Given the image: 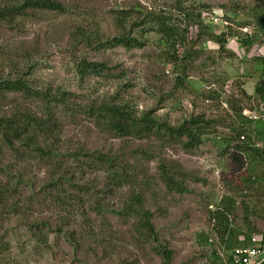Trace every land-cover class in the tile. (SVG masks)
I'll return each mask as SVG.
<instances>
[{
  "label": "rangeland",
  "instance_id": "obj_1",
  "mask_svg": "<svg viewBox=\"0 0 264 264\" xmlns=\"http://www.w3.org/2000/svg\"><path fill=\"white\" fill-rule=\"evenodd\" d=\"M23 1L0 0V76L47 98L1 91L0 117L53 116L54 127L32 144L0 135V264H165L163 248L168 264H230L224 245L264 236V0H56L64 11L15 13ZM122 9L186 32L137 27L142 47H106ZM81 60L107 68L85 76ZM101 104L159 128L121 133ZM199 116L196 145L164 129Z\"/></svg>",
  "mask_w": 264,
  "mask_h": 264
},
{
  "label": "trees",
  "instance_id": "obj_2",
  "mask_svg": "<svg viewBox=\"0 0 264 264\" xmlns=\"http://www.w3.org/2000/svg\"><path fill=\"white\" fill-rule=\"evenodd\" d=\"M179 12L178 14L184 15V18L186 19H192V17H188V13H184L181 5H177ZM26 8H38V9H47V10H58V11H64L65 7L56 0H24L20 6L13 8V11L15 13H20L22 9ZM135 12H137V9H135ZM116 20L118 22V26L120 27V33H117V35L105 40L103 45L106 47H115V46H122L126 49L134 48V47H142L144 45V41L140 38H138L136 35L132 34V30L137 27H143L142 31L148 30V29H156L157 32L165 35L168 39H173L174 37H177L178 35H183V32H186L184 30L183 32H179V26L176 25L173 21H171V17L166 15H160L155 11H149L144 13L143 15H140L139 17L131 16L128 10L122 9L119 12H117ZM131 18L130 22L128 24H125L126 20L128 18ZM183 19V18H182ZM179 20V19H178ZM128 25V26H126ZM130 25V26H129ZM210 27V26H209ZM230 34L227 33V36ZM225 34H222L220 36H215L216 40L220 42L221 44L226 43V37ZM184 38V36H183ZM252 41V38H247L244 40L245 43H249ZM102 44V43H101ZM78 70L82 75H102L103 70H105L107 67L103 62H97V61H88V60H81V62L78 65ZM264 81V78H262ZM18 92L23 93L28 96H37V97H43L47 98L46 92L43 90H36L33 89L27 82V80L22 76H15V77H2L0 76V92ZM255 92L258 94H264V84H260V82L257 83ZM58 99H60L58 97ZM100 110H97L98 115H103L104 118L108 120V123L112 125L113 128L118 130L121 133H128V134H138L141 132H148L151 131L153 128H159L156 123V121L152 118H140V119H133L130 116V113L128 112L127 108L122 104H101ZM94 110H91L90 113H94ZM53 118V116H47L41 117V116H32L30 114H18L13 115L11 117H0V135L2 138V142L5 144L12 145V142L15 140H21L24 139L28 143H33L36 139L37 134L40 135H47L48 133H51L52 128L54 127V123L50 120ZM203 123L202 118L196 117L194 120H191L190 122H186L181 124L178 127L173 126H165L164 129L166 130L167 134L169 135H176L178 137H186L189 141V144L196 145L198 141V136L202 134V128L200 124ZM207 124L209 122L206 121ZM39 135V136H40ZM245 142H243L244 144ZM247 145V144H246ZM49 153V152H48ZM53 153L47 154V156H52ZM104 157L101 155V157L98 158L100 162H104L106 160H103ZM164 180L168 187H181L182 185L175 184L174 179L169 175V173L164 174ZM118 180H124L127 178V176L124 175H117ZM138 199V197H136ZM128 208L129 213L132 211H135L134 208L130 209V206L128 204L125 206ZM119 212V211H117ZM123 214V213H121ZM143 228H145L149 233H152V225L149 221L144 222ZM226 230V229H225ZM224 230V233H225ZM223 236V234H222ZM232 236V235H231ZM244 240H241L239 238L234 239L233 243H228V245H224L225 249H232L233 247L237 246L238 244L248 245L252 244V236L251 235H245ZM230 237V234H229ZM264 240V236H263ZM163 257V261L165 264H168L171 258V251L167 250L166 248H163V250L160 251ZM227 260L229 263L231 262L230 253L228 254ZM264 264V262L262 263Z\"/></svg>",
  "mask_w": 264,
  "mask_h": 264
},
{
  "label": "built area",
  "instance_id": "obj_3",
  "mask_svg": "<svg viewBox=\"0 0 264 264\" xmlns=\"http://www.w3.org/2000/svg\"><path fill=\"white\" fill-rule=\"evenodd\" d=\"M243 31H247V27L243 28ZM249 112H245L248 114ZM251 115V116H250ZM253 121L258 120L261 116L256 113L248 114ZM239 141L245 142L250 146L259 147L260 144L255 141H251L244 133L239 135ZM241 239V237H240ZM243 239V237H242ZM252 244L240 245L233 247L230 251L231 262L230 264H262L264 262V240L263 236H252Z\"/></svg>",
  "mask_w": 264,
  "mask_h": 264
},
{
  "label": "clouds",
  "instance_id": "obj_4",
  "mask_svg": "<svg viewBox=\"0 0 264 264\" xmlns=\"http://www.w3.org/2000/svg\"><path fill=\"white\" fill-rule=\"evenodd\" d=\"M249 145V144H248ZM250 146V145H249ZM250 147H253L254 148V146H250ZM240 239V238H239ZM244 239V238H243ZM243 239H241V240H243Z\"/></svg>",
  "mask_w": 264,
  "mask_h": 264
}]
</instances>
